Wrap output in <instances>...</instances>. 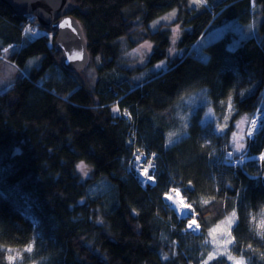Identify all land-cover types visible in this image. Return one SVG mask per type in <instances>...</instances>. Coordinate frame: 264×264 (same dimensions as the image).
Masks as SVG:
<instances>
[{"label": "trees", "instance_id": "obj_1", "mask_svg": "<svg viewBox=\"0 0 264 264\" xmlns=\"http://www.w3.org/2000/svg\"><path fill=\"white\" fill-rule=\"evenodd\" d=\"M66 12L86 40L84 68L63 67L49 30L27 35L8 56L21 68L30 57L40 61L0 92V264H13L6 248L30 243L31 253L19 264H189L185 219L164 211L161 199L177 185L196 213L199 240L233 216V249L245 248L248 264H264V241L250 222L264 206V121L253 139L245 138L241 153L228 144L235 123L264 107V0H69ZM26 16L0 2V48L19 42ZM226 22L239 31L226 28L198 54L194 46L207 30ZM175 25L181 54L166 70L139 77L168 57ZM145 41L152 44L145 65L124 67L121 47ZM54 68L60 77L40 84ZM197 91L214 117H204L200 104L184 134L165 147V133L176 128V102ZM113 103L130 119L113 115ZM222 116L225 139L214 130ZM129 131L135 139L142 133L154 154V185L142 187L126 170ZM231 150L233 159L242 155L241 163L223 160ZM81 162L91 169L89 179L79 174ZM99 177L112 185V199L88 196V183ZM168 214L175 229L166 243L159 220ZM208 264L230 263L217 257Z\"/></svg>", "mask_w": 264, "mask_h": 264}, {"label": "rangeland", "instance_id": "obj_2", "mask_svg": "<svg viewBox=\"0 0 264 264\" xmlns=\"http://www.w3.org/2000/svg\"><path fill=\"white\" fill-rule=\"evenodd\" d=\"M232 28L234 31H239L238 24H231L230 22H226L222 26L219 27H212L205 35L195 44V50L198 54H203L202 46L208 42L211 39L216 38L219 34H221L226 28ZM173 30H176L175 32ZM171 45L168 52V57L162 61H159L155 63L152 66H146L143 69H141V72L139 73V77L144 78L149 73L154 72H160L167 69L168 61L175 55H180L181 50L177 48V41L179 40V36L181 33V28L177 25L171 26ZM42 33H47V30L38 27L37 32L34 36L40 35ZM22 41V44L27 41L26 38L20 37V40ZM143 46V47H142ZM21 47V46H20ZM19 46L15 47L13 50H9L6 52L3 57H0V92L6 91L17 79L19 76H27L29 70L33 66H37L39 64L40 58L39 56H33L30 57L27 61V63L21 68L15 64V62L9 60L8 56L13 51H17ZM152 44L148 41L142 42L136 47L130 49L127 46L121 47V59H122V65L126 68L133 69L136 66L143 67L145 63L147 62V58L151 52ZM60 69L54 68L50 71L46 72L44 76L39 79V83L42 84L43 81L46 79H55L60 77ZM200 93L204 95L203 92L197 91L196 93H190L188 95H182L178 101L175 104V125L176 128L173 129L170 132L165 133V147L170 146L172 143H174L176 140L180 138L182 134H184V130L186 128V124L189 120V116L194 113L199 105H205V108L202 109V114L204 117H214L213 110L210 108L208 104L207 98L204 96H200ZM117 108L119 111L114 112L113 109ZM264 108V107H263ZM258 109L257 111L262 110ZM111 111L112 114L119 117H124L126 119H130V115L127 113L126 110H121L117 106L116 103H113L111 105ZM256 111V112H257ZM255 112V113H256ZM127 113V115H125ZM255 115V114H254ZM253 115V116H254ZM252 116V117H253ZM203 117V118H204ZM218 123L214 125V130L223 135L222 137L225 139V130L227 129V121L224 119V116L217 118ZM264 121V120H262ZM261 121V122H262ZM260 122V124H261ZM250 120L248 121L247 118H242L239 122L235 123L234 129L229 134V143L231 147H233V150L236 153H241L242 149L240 151H237V146L239 144H243L246 137H249L250 139L254 138L255 132L254 130L252 133V136H249L250 130L249 125ZM135 132H128L126 144L129 147V157L126 161V170L127 172H133V176L139 181V179H142L143 176L140 175V171L144 167H148V161H152V166H154L156 170V164H155V158L154 154L148 152V148L146 146V141L144 140V136L142 133H138L139 139H135L134 137ZM227 151L223 153V160L228 164H236V161H239L238 163H241L243 159H241L242 155L238 158H231L234 155V151ZM232 153L233 155L229 156V153ZM137 156H140L141 159L137 160ZM237 159V160H236ZM81 163H79L80 165ZM152 166L150 168H152ZM149 168V169H150ZM79 174L82 179H89L92 177L91 169L89 166L83 163L82 169H79ZM154 178L155 174H154ZM173 189L179 190L180 197L179 199H183L184 203L190 205L191 207L189 209L181 208L178 203V198L176 197L175 192ZM113 192L114 189L112 185L109 184L108 181L105 179L99 177L94 180H91L88 183L87 187V193L90 197L95 196H103L105 199L109 200L113 198ZM166 194L171 195L173 197L172 200L166 199ZM162 202L165 204L164 211L170 212L172 211L176 217L178 218V215H184L183 217H180V219H185V230H182V233L184 234V237L182 238L183 245L185 246V249L187 248L190 251V256L185 251V255L193 262L189 260V264H204L205 261H207V264L214 260L217 257H224L230 264H234V260L229 259V256H232L236 259H240L243 261V264H248L247 257H244L245 248H242L239 251H236L233 249V245L235 242L234 236L232 234V227L235 223V217L231 216L227 218L226 221L219 225L213 226L209 233L201 238L202 240H199L197 237L201 233L200 231V225L198 231L195 232H188L186 229L189 225V221L194 219L192 212L195 213L193 206L189 201L187 200V197L184 196L182 190L177 186L170 187L165 193L161 196ZM169 218L171 219L170 215L168 214V217L164 218L161 216V220H159V227L161 228L160 235L161 239L165 241L166 243L169 242L171 233L175 229V226L171 224ZM179 219V218H178ZM197 221V220H196ZM250 222L252 230L255 232V234L260 238V240L264 241V206L263 208L258 211L257 213L250 214ZM184 231V232H183ZM38 234L35 235L37 237ZM226 241H231V243H226ZM33 248V243H30L24 248H6V254L7 258L10 263L13 264H19L21 261H23L25 258H28L31 251H28V249ZM239 252V254H236ZM162 258H166L167 255L164 253H160ZM212 256L211 259H209V256ZM26 264H36L34 261H30Z\"/></svg>", "mask_w": 264, "mask_h": 264}, {"label": "water", "instance_id": "obj_3", "mask_svg": "<svg viewBox=\"0 0 264 264\" xmlns=\"http://www.w3.org/2000/svg\"><path fill=\"white\" fill-rule=\"evenodd\" d=\"M17 15H32L38 25L55 33V45L62 53V65L69 70L82 69L89 61V52L82 28L71 14L66 12L69 0H0ZM73 21L72 27L60 28L63 20ZM80 54L81 59L70 57ZM264 184V176L262 177Z\"/></svg>", "mask_w": 264, "mask_h": 264}, {"label": "snow or ice", "instance_id": "obj_4", "mask_svg": "<svg viewBox=\"0 0 264 264\" xmlns=\"http://www.w3.org/2000/svg\"><path fill=\"white\" fill-rule=\"evenodd\" d=\"M191 2L194 3V4H202L203 3V0H191ZM73 24H74L73 21H70V20L65 19V20H63L61 22V24L59 25V27L60 28H64L66 26L72 27ZM25 31H28V29H25ZM173 31L175 32L176 30H173ZM4 51L5 52H8V49H4ZM70 59H73V60L81 59V56H80L79 53H77L76 55L70 57ZM113 111L116 112V111H119V110L117 108H114ZM125 115H127V113H125ZM256 123H257L256 121H253V125H255ZM249 136H252V133L251 132L249 133ZM243 147H244L243 144H239L237 146V151H240L241 149H243ZM231 155H233V154L230 152L229 153V156H231ZM140 159H141V157L140 156H137V160H140ZM259 159L262 162H264V153H261L260 154ZM148 165H149L148 167L142 168V170L140 171V175L143 176V177H145L147 180L152 181L154 179V176L149 174V168L152 166V161L151 160L148 161ZM82 167H83V162H81L80 165H77V168H79V169H82ZM173 191L175 192L176 197L178 198L179 206L181 208L189 209L191 206L188 205V204H186V203H184L183 199H179L180 192L178 190H176V189H173ZM165 198L168 199V200H172L173 199V197L171 195H167V194H166V197ZM193 225H196V220L195 219L190 220L188 226H189V228H191ZM226 243H231V241H226ZM28 251H31V248H29ZM211 258H212V256L210 255L209 256V259H211ZM229 259L234 260V264H243V261L242 260L236 259V258H234L232 256H229ZM204 264H207V261H205Z\"/></svg>", "mask_w": 264, "mask_h": 264}, {"label": "built area", "instance_id": "obj_5", "mask_svg": "<svg viewBox=\"0 0 264 264\" xmlns=\"http://www.w3.org/2000/svg\"><path fill=\"white\" fill-rule=\"evenodd\" d=\"M35 20H36L35 17L32 15L26 16V19L22 21L21 26H20L21 37L25 38L27 35H35L36 34L38 27L35 23ZM25 29H28V31H25ZM21 44H22V41L10 42V43L4 45L3 47L0 48V57H3V55L6 53L4 51V49H8V51L13 50L17 46L20 47ZM236 162L238 163L239 161H236ZM149 174L154 176V174H155L154 166H152V168L149 169ZM155 181H156L155 178L152 181L147 180L145 177H143L142 179H139V183L142 187H146L148 184L154 185ZM192 215H193L194 219L196 220L194 212H192ZM180 216L181 215H179V217ZM197 225H198V223L196 221V225H193L191 228H189V226H188L186 229L188 231L195 232L199 229V227Z\"/></svg>", "mask_w": 264, "mask_h": 264}, {"label": "bare ground", "instance_id": "obj_6", "mask_svg": "<svg viewBox=\"0 0 264 264\" xmlns=\"http://www.w3.org/2000/svg\"><path fill=\"white\" fill-rule=\"evenodd\" d=\"M262 120H264V108L260 111H257L255 115L251 118L250 123H249L250 132H253L254 130H256V128L259 126ZM253 121H256L257 123L253 125Z\"/></svg>", "mask_w": 264, "mask_h": 264}, {"label": "clouds", "instance_id": "obj_7", "mask_svg": "<svg viewBox=\"0 0 264 264\" xmlns=\"http://www.w3.org/2000/svg\"><path fill=\"white\" fill-rule=\"evenodd\" d=\"M199 225V224H198Z\"/></svg>", "mask_w": 264, "mask_h": 264}]
</instances>
